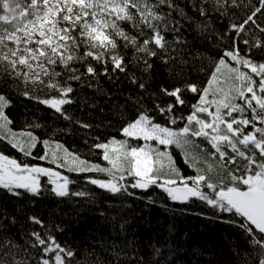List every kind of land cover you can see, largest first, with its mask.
Here are the masks:
<instances>
[{"label": "snow or ice", "instance_id": "obj_1", "mask_svg": "<svg viewBox=\"0 0 264 264\" xmlns=\"http://www.w3.org/2000/svg\"><path fill=\"white\" fill-rule=\"evenodd\" d=\"M208 2L202 0L197 9L201 16H207ZM211 3L213 10L221 15L229 8L248 7L243 0H211ZM258 3L259 6L251 8L241 23L229 26L235 35L213 62L203 88L196 83H184L171 90L161 87L163 95L175 100L174 104L156 105L158 112L167 117L166 124L156 123L155 118L141 107L135 118L121 129V133L131 139L175 145L185 150V163L196 169L195 175H182L166 150L151 144L133 146L128 140H116L115 137L92 146L103 149V159L110 167L90 164L68 153L67 149L64 152L71 158L70 172L108 173L110 179L89 177L88 181L110 193L133 195L128 192V187L147 190L155 185L173 201L189 202L196 198L219 212L231 213L238 219L224 222L243 231L248 242L257 249L258 264H264V61H255L251 55L253 49H264V25L257 19L258 15L264 16V0H258ZM161 5L180 16L185 15L174 0H0V71L23 85L21 95L71 119L63 108L73 102L70 94L75 89L71 81L110 76L109 63L111 73H126L129 64L127 57L120 54L121 46L133 49L131 62L142 63L143 71L149 73L153 67L150 58L165 53L161 59L168 64L173 59L169 54L172 45L186 43L180 39V22L173 21L170 13H162ZM122 22H130L135 35L126 31ZM249 25L261 35L256 36L252 29H247ZM197 27L204 31L208 25ZM246 31L248 38H242ZM167 32L177 33L176 38L169 41ZM224 38V35L219 37ZM240 43L246 46L243 54ZM233 62L250 72L242 71ZM179 63L182 70L188 61L180 60ZM97 65L102 71L98 72ZM65 73L67 79L61 80ZM175 74L179 75V72ZM129 78L132 83H138L134 75ZM87 86L93 85L89 82ZM138 86L146 90L144 82H139ZM185 92L195 94L198 99L190 106L187 116H176V107L186 104ZM11 103V98L0 92V131L11 137L12 147L31 156V148L36 146L38 138L32 132L23 133L28 137L27 147L16 140L17 134L9 127L12 121L5 111ZM248 112L250 118L246 115ZM178 120L184 121L183 127L169 126L177 124ZM81 126L91 127L88 124ZM193 137L203 138L214 149L205 155L206 169L196 166L204 149L195 154L186 150L189 144L195 146ZM42 143L47 147L49 141ZM56 147L62 146L57 143ZM208 157L213 158V163H208ZM47 158V154L37 157L39 160ZM58 159L57 153L53 152L51 162L56 163ZM66 163L67 159L62 160L59 166L64 167ZM214 168L224 173L218 181L208 175ZM125 172L135 178L128 186L120 183ZM117 173L121 174L117 176ZM41 176L48 178L52 185L49 191L57 197L90 195L84 191L70 192L69 185L74 182L53 168L18 162L0 152V189L16 197L24 193L40 196L45 187ZM29 220L44 226L37 216H30ZM28 236L26 243L40 253L37 264H71L70 258L75 253L62 246L50 233L42 235L32 231ZM13 249L19 250L20 246L0 237V264H29L27 260H16ZM9 255L11 259L6 258Z\"/></svg>", "mask_w": 264, "mask_h": 264}, {"label": "trees", "instance_id": "obj_2", "mask_svg": "<svg viewBox=\"0 0 264 264\" xmlns=\"http://www.w3.org/2000/svg\"><path fill=\"white\" fill-rule=\"evenodd\" d=\"M174 3L183 10L184 16L166 5L160 6L162 13H170L173 21L180 22V39L186 41L179 45L173 44L169 49L173 59L165 64L161 59L165 53H160L150 58L153 67L149 73H145L142 63L131 62L133 49L121 46L120 54L127 57L126 62L129 64L126 73H111L112 65L109 63L110 76L101 75L91 81L88 78L71 81V86L75 89L70 94L73 102L63 106L71 119H65L47 105L21 95L23 85L0 71V92L12 100L11 106L5 111L12 121L9 127L17 134L16 140L20 143L28 141V137L23 135L27 132H32L38 138L36 146L31 148L32 155L25 156L12 147L11 137L0 131V152L18 162L56 168L74 182L69 185L70 192L84 191L90 194L57 197L49 191L52 185L45 177H41L45 187L40 196L24 193L16 197L7 190L0 189V237H6L20 246L19 250L13 249L16 260L37 264L40 253L26 241L29 240L30 232L38 231L42 235L50 233L62 246L71 249L75 253L70 258L71 264H243L245 260L248 264H258L257 249L248 242L249 238L236 225L224 222L238 219L231 213L219 212L198 199L178 203L155 185L147 190L128 187V192L133 195L113 194L88 181L89 177L110 179L108 173L66 170L71 166V158L66 157L64 149L90 164L110 167L103 159V149L94 148L93 144L107 142L113 137L116 140H128L130 144L138 143L139 140L125 137L121 129L135 118L141 107L155 118L156 123L166 124L167 117L158 112L156 105L174 104L175 100L163 95L161 87L171 90L184 83H196L203 88L213 62L231 44L235 35L230 32L229 26L241 23L251 8L259 6L258 0H243L248 7L229 8L226 14L221 15L213 10L209 0L208 14L205 17L197 11L202 0H174ZM257 19L264 25V16L258 15ZM204 24L208 25L207 29L200 31L197 26ZM121 26L135 35L130 22H122ZM246 28L252 29V26ZM252 31L255 32L254 29ZM165 35L172 41L177 33L167 32ZM220 35L225 38L219 39ZM248 35L246 31L242 38H248ZM255 35L261 34L255 32ZM239 47L243 54L246 46L240 43ZM251 55L255 61H264V49H253ZM180 60L188 61L182 70ZM233 64L242 71L250 72V69L242 65H235V62ZM76 67L83 71L80 65ZM97 70L102 71V68L97 65ZM57 71L61 69L57 68ZM130 75H134L138 83H132ZM252 75L259 79L255 74ZM60 79H67V73ZM89 82L92 87L87 86ZM139 82L146 84V90L139 88ZM183 98L186 104L176 107V116H187L198 96L185 92ZM237 102L243 103L240 100ZM246 115L251 117L250 112ZM82 124L91 127L84 128ZM169 126L183 127L184 121L178 120L177 124ZM247 130L250 131L251 128ZM192 139L195 146L189 144L186 150L195 154L204 149L205 153L199 156L196 166L206 169L205 155L214 149L203 138ZM45 140L49 141L47 147L42 143ZM57 143L62 147L57 148ZM150 144L171 153L182 175L196 174V169L185 163V150L176 148L175 145L161 148L154 142ZM25 146L27 147L26 143ZM111 147L113 146L110 145ZM53 152L59 157L56 163L51 162ZM45 154L47 159H37ZM65 159L67 163L60 167L61 161ZM208 163H213V158L208 157ZM120 174L117 173V176ZM123 175L122 184L128 186L134 183L126 172ZM208 175L213 181H218L224 173L214 168ZM30 216L39 217L44 226L33 224L29 220ZM6 258L12 257L9 255Z\"/></svg>", "mask_w": 264, "mask_h": 264}, {"label": "rangeland", "instance_id": "obj_3", "mask_svg": "<svg viewBox=\"0 0 264 264\" xmlns=\"http://www.w3.org/2000/svg\"><path fill=\"white\" fill-rule=\"evenodd\" d=\"M128 138V137H127ZM129 139H131V138H129ZM133 140H139V142L138 143H132V145L133 146H143V145H146V144H150L151 142H154V141H143L142 139H133ZM155 144H156V142H154ZM161 146V148H168L167 146H165V145H160ZM67 171H68V169H66ZM69 172V171H68ZM107 175V174H106ZM131 179H132V181H134L135 182V178L134 177H132L131 176ZM120 183L122 184V181H120Z\"/></svg>", "mask_w": 264, "mask_h": 264}, {"label": "water", "instance_id": "obj_4", "mask_svg": "<svg viewBox=\"0 0 264 264\" xmlns=\"http://www.w3.org/2000/svg\"><path fill=\"white\" fill-rule=\"evenodd\" d=\"M36 165H39V166H42V167H48V165L47 166H45V165H40V164H36ZM48 168H52V167H48ZM53 169H55L56 171H59V172H61L60 170H57L56 168H53ZM62 174H63V172H61ZM65 175V174H64ZM41 177H44V176H41ZM45 178H47V177H45ZM48 179V178H47ZM192 199H196V198H192ZM176 202H178V203H185V202H181V201H176Z\"/></svg>", "mask_w": 264, "mask_h": 264}]
</instances>
